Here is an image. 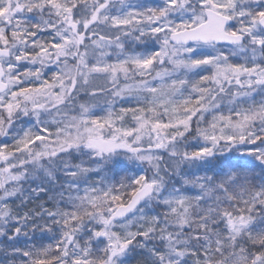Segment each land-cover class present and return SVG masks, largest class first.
Segmentation results:
<instances>
[{"label":"snow or ice","instance_id":"obj_1","mask_svg":"<svg viewBox=\"0 0 264 264\" xmlns=\"http://www.w3.org/2000/svg\"><path fill=\"white\" fill-rule=\"evenodd\" d=\"M0 138V264H264V0H0Z\"/></svg>","mask_w":264,"mask_h":264},{"label":"rangeland","instance_id":"obj_2","mask_svg":"<svg viewBox=\"0 0 264 264\" xmlns=\"http://www.w3.org/2000/svg\"><path fill=\"white\" fill-rule=\"evenodd\" d=\"M83 99H86V98L82 97V98H81V101H83ZM73 114H74V113H73ZM0 139H2V138H0ZM9 143H11V141H9Z\"/></svg>","mask_w":264,"mask_h":264}]
</instances>
